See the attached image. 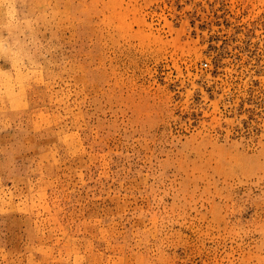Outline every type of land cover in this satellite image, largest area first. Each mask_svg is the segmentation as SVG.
<instances>
[{
  "label": "rangeland",
  "instance_id": "obj_1",
  "mask_svg": "<svg viewBox=\"0 0 264 264\" xmlns=\"http://www.w3.org/2000/svg\"><path fill=\"white\" fill-rule=\"evenodd\" d=\"M0 264H264V0H0Z\"/></svg>",
  "mask_w": 264,
  "mask_h": 264
}]
</instances>
